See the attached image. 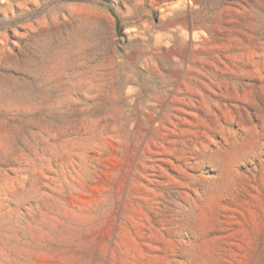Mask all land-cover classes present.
<instances>
[{
	"label": "rangeland",
	"instance_id": "obj_1",
	"mask_svg": "<svg viewBox=\"0 0 264 264\" xmlns=\"http://www.w3.org/2000/svg\"><path fill=\"white\" fill-rule=\"evenodd\" d=\"M0 264H264V0H0Z\"/></svg>",
	"mask_w": 264,
	"mask_h": 264
},
{
	"label": "trees",
	"instance_id": "obj_2",
	"mask_svg": "<svg viewBox=\"0 0 264 264\" xmlns=\"http://www.w3.org/2000/svg\"><path fill=\"white\" fill-rule=\"evenodd\" d=\"M112 14H113V16H114L115 19H116V27L118 28V27H119V23H120V21H119L117 15H116L113 11H112Z\"/></svg>",
	"mask_w": 264,
	"mask_h": 264
}]
</instances>
